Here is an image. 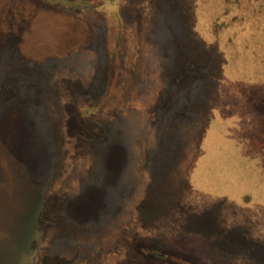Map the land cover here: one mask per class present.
I'll use <instances>...</instances> for the list:
<instances>
[{
	"label": "rangeland",
	"instance_id": "374dc122",
	"mask_svg": "<svg viewBox=\"0 0 264 264\" xmlns=\"http://www.w3.org/2000/svg\"><path fill=\"white\" fill-rule=\"evenodd\" d=\"M0 264H264V0H0Z\"/></svg>",
	"mask_w": 264,
	"mask_h": 264
}]
</instances>
